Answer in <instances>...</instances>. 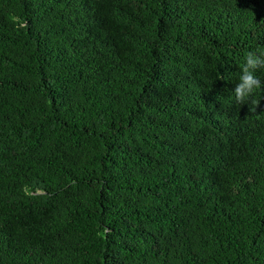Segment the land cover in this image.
<instances>
[{"label": "trees", "instance_id": "16d2710c", "mask_svg": "<svg viewBox=\"0 0 264 264\" xmlns=\"http://www.w3.org/2000/svg\"><path fill=\"white\" fill-rule=\"evenodd\" d=\"M248 52L264 0H0V264H264Z\"/></svg>", "mask_w": 264, "mask_h": 264}, {"label": "clouds", "instance_id": "9594fccd", "mask_svg": "<svg viewBox=\"0 0 264 264\" xmlns=\"http://www.w3.org/2000/svg\"><path fill=\"white\" fill-rule=\"evenodd\" d=\"M259 69H264V53L248 52L245 56V64L242 68L239 83L236 84L234 89L237 102L240 104L249 103L251 112L257 111L259 103L255 100L249 101V98L256 90L264 87V84L255 75Z\"/></svg>", "mask_w": 264, "mask_h": 264}]
</instances>
